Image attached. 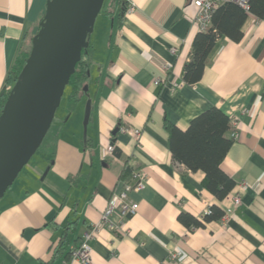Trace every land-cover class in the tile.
<instances>
[{
    "label": "crops",
    "instance_id": "crops-1",
    "mask_svg": "<svg viewBox=\"0 0 264 264\" xmlns=\"http://www.w3.org/2000/svg\"><path fill=\"white\" fill-rule=\"evenodd\" d=\"M47 1L0 0V94ZM128 3L132 11L102 16L90 35L81 66L87 94L71 102L70 88L64 91L37 154L0 199V264H81L70 249L136 170L147 177L144 189L129 195L138 211L122 233L99 229L91 264H264V18L248 14L238 43L218 39L201 79L188 85L182 70L197 33L189 0ZM214 106L239 119L220 169L235 181L230 193H240L241 203L227 218L189 230L180 212L201 219L210 206L224 211L227 203L201 186V172L173 160L164 125L185 130ZM122 128L139 130V139ZM110 144L118 156H106ZM175 251L179 259H169Z\"/></svg>",
    "mask_w": 264,
    "mask_h": 264
},
{
    "label": "water",
    "instance_id": "water-1",
    "mask_svg": "<svg viewBox=\"0 0 264 264\" xmlns=\"http://www.w3.org/2000/svg\"><path fill=\"white\" fill-rule=\"evenodd\" d=\"M103 4L47 1L29 55L0 112V199L41 146ZM89 115L88 101L84 126Z\"/></svg>",
    "mask_w": 264,
    "mask_h": 264
},
{
    "label": "trees",
    "instance_id": "trees-1",
    "mask_svg": "<svg viewBox=\"0 0 264 264\" xmlns=\"http://www.w3.org/2000/svg\"><path fill=\"white\" fill-rule=\"evenodd\" d=\"M247 1L248 12L232 2L220 5L212 14L209 28L195 34L191 44L190 58L184 64L182 70V79L185 84L193 85L201 79L207 57L218 39L225 37L238 43L243 35L241 27L248 14H252L259 19L264 18V0ZM106 8L103 12L104 16H113L117 13V17L120 19L125 13L127 5L121 0H111ZM30 49L31 42H29L28 48L19 53L14 66L6 76V88L0 94V112L10 89L26 62ZM88 50L89 45L82 50L81 60L77 63L75 72L66 86V88H70L68 100L71 102H78L87 94V90L84 91V88L87 87L86 80L88 76L81 66L83 57ZM164 126L168 133V148L173 160L183 164L193 173L201 172L203 174L201 186L217 200H223L235 187V181L220 169V164L233 143V140L229 136L227 137L229 117L220 108L214 106L193 118L185 130H180L168 122ZM115 136L113 135V140ZM114 154L119 155L117 150ZM121 177H125V174ZM223 216V210L213 205L208 208L201 219H197L189 213L180 212L177 220L185 228L194 230L203 228L207 223L219 221ZM61 247L62 245H59L58 248L53 250V256L60 253ZM48 264L52 263L49 262Z\"/></svg>",
    "mask_w": 264,
    "mask_h": 264
},
{
    "label": "built area",
    "instance_id": "built-area-1",
    "mask_svg": "<svg viewBox=\"0 0 264 264\" xmlns=\"http://www.w3.org/2000/svg\"><path fill=\"white\" fill-rule=\"evenodd\" d=\"M128 3V0H121ZM226 2H232L240 6L242 9L248 12L249 6L247 0H189V6L193 8V17L192 22L196 28V32L206 31L209 28L211 23L212 14L214 11L222 4ZM128 11L133 10V6L128 3ZM165 70H169V67L166 66ZM179 85H175L179 87ZM229 131L230 138L235 141L238 137V126L239 119L238 117L230 114L229 116ZM122 132L129 133L135 139H138L140 136L139 130L136 129H121ZM115 147L113 144H110L106 148V156L112 155L114 153ZM146 174L143 171H133L130 174V181L123 182L120 190L112 194L106 204V208L101 215V220L99 224H94L91 226L82 236L80 244L76 247L70 249V259L71 261H77L81 264H91V242L96 237L99 229L101 227L107 228L112 232H123V221L133 216L137 213L139 205L137 202L132 201L129 198L131 193H136L144 189L146 185ZM227 206L224 209V218H227L232 214L233 209L238 207L241 203L240 193H228L223 199ZM181 253L175 251L169 255V259H179Z\"/></svg>",
    "mask_w": 264,
    "mask_h": 264
},
{
    "label": "rangeland",
    "instance_id": "rangeland-1",
    "mask_svg": "<svg viewBox=\"0 0 264 264\" xmlns=\"http://www.w3.org/2000/svg\"><path fill=\"white\" fill-rule=\"evenodd\" d=\"M111 2V0H104V4H103V7H102V10H101V12H100V14L97 16V18H96V20H95V23H94V26H93V32L90 34L91 36H95L96 35V32H97V30L100 28V26H102V24L104 23L103 22V17L102 16H104L103 15V12H105V10L107 9L106 7H107V5L109 4ZM90 35H89V37H88V42H89V40H90ZM68 90V87L66 88V90H65V93H66V91ZM64 100H65V97L62 99V102H64ZM129 129H132V128H129ZM139 139V138H138ZM138 139H136V140H138ZM37 154V153H36ZM137 171H139V170H137ZM92 255V254H91Z\"/></svg>",
    "mask_w": 264,
    "mask_h": 264
}]
</instances>
